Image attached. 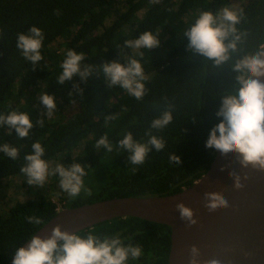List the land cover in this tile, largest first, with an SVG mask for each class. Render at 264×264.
Instances as JSON below:
<instances>
[{
	"label": "trees",
	"instance_id": "trees-1",
	"mask_svg": "<svg viewBox=\"0 0 264 264\" xmlns=\"http://www.w3.org/2000/svg\"><path fill=\"white\" fill-rule=\"evenodd\" d=\"M170 0V194L192 185L210 167L215 149L206 148L210 129L219 122L216 116L223 95L236 88L232 69L244 55L253 54L264 43V0ZM118 7L113 10L114 4ZM243 9L236 25L241 41L236 52L223 65L194 55L186 49L183 35L201 11L216 13L223 6ZM31 26L40 28L44 41L40 49L43 59L37 64L26 60L16 47L18 33ZM158 35L159 46L144 51L140 60L147 89L137 100L119 86L109 88L100 68L105 62L124 64L131 49L123 42L137 38L144 31ZM227 43V41H226ZM68 50L84 54L81 67L93 65L87 82L79 77L58 83L62 62ZM81 91H77L73 85ZM55 96L52 115L41 104L40 95ZM169 106V0H0V114L16 110L27 113L33 128L21 139L7 126H0V145L8 143L19 149L16 160L0 152V184L6 178L22 174L24 156L39 141L45 148L43 159L49 161L63 155L62 165L78 162L85 167V187L70 199L59 186L15 200L7 214L0 216V264H8L15 250L50 220L58 208L75 207L115 197H151L169 195V125L151 129V121ZM114 119L105 121L106 116ZM42 120L43 125L37 121ZM163 137L165 147L154 148L141 165L131 164L129 155L116 145L125 133L146 143L149 136ZM107 135L113 143L111 152L95 148L96 141ZM36 215L44 222L29 223ZM119 234L125 244H139L140 258L128 264H167L169 226L135 216L115 217L76 233L84 236ZM171 233V230H170ZM125 238H130L125 239ZM171 242V239H170Z\"/></svg>",
	"mask_w": 264,
	"mask_h": 264
},
{
	"label": "clouds",
	"instance_id": "clouds-1",
	"mask_svg": "<svg viewBox=\"0 0 264 264\" xmlns=\"http://www.w3.org/2000/svg\"><path fill=\"white\" fill-rule=\"evenodd\" d=\"M242 18V8L228 5L216 13L201 11L194 23L183 33L188 39L186 49L194 55L211 60L216 67L223 65L230 59V55L236 52L237 44L241 41L236 25ZM44 38L40 28L31 26L27 33H18L16 47L26 60L37 64L43 59L40 49ZM158 46V35L147 30L135 39L125 40L123 47L131 49L133 55H129L124 64L111 61L100 65L105 84L109 88L119 86L135 99H143L147 92L144 83L146 76L140 60L134 57L142 59L144 57L142 50H151ZM83 60V53L68 50L61 65L62 73L58 83L63 85L66 81H72L73 77H79L81 81L87 82L93 75L94 66L90 64L81 67ZM231 67L238 74L236 88L234 92L222 96L221 105L216 112V116L222 119L210 129L205 147L219 151L221 156L230 152L237 154L241 168L251 167L264 171V82L260 79L264 77V51L258 48L255 53L244 55ZM73 87L82 92L77 85L74 84ZM40 101L47 110V115H52L56 108L55 96L44 92L40 95ZM114 118L108 115L105 121ZM172 119V109L168 106L151 121L150 130H162ZM37 124L42 126L43 121L38 120ZM0 126H7L9 135L14 130L15 135L21 139L27 138L33 128L28 114L16 110L7 115L0 114ZM145 135L149 136V139L146 143H140L133 139L131 132H127L116 145L118 149L129 154L127 159L133 165L143 164L153 148L161 151L165 147L163 137L152 135L150 131ZM101 147L112 151L113 143L109 141L107 135H102L96 141L95 148ZM31 148L32 152L24 156L25 163L20 168L29 186L44 187L50 176L58 175L59 186L70 199L78 197L82 190L86 195H91L84 185L86 166L78 162L67 166L55 163L53 166L42 158L45 148L39 141L33 142ZM0 152L12 160L19 156V149L8 143L0 145ZM169 159L175 161L177 165L180 162L175 154ZM229 176L234 189L243 187L239 175L230 172ZM204 201V206L209 212L228 207V202L221 192H205ZM176 208L180 218L186 221L188 226L197 223L189 207L178 203ZM26 219L36 225L44 223L36 215L28 216ZM190 252V264H197L198 249L192 246ZM142 254L143 250L139 244L133 245L131 242L125 244L119 234L101 236L89 231L81 236L78 233L61 231L60 225H56L51 229L50 235L43 238L33 235L26 247H18L12 257V264H128L129 259L135 261ZM206 264H218V261L213 259Z\"/></svg>",
	"mask_w": 264,
	"mask_h": 264
},
{
	"label": "water",
	"instance_id": "water-1",
	"mask_svg": "<svg viewBox=\"0 0 264 264\" xmlns=\"http://www.w3.org/2000/svg\"><path fill=\"white\" fill-rule=\"evenodd\" d=\"M261 50L264 51V43ZM260 79L264 82V77ZM230 172L241 177V189L233 188ZM205 192H221L228 207L209 212L204 206ZM178 203L193 211L195 225L188 226L180 218ZM126 216L169 226V195L115 197L61 208L33 235L42 238L50 235L56 225H60L61 231L76 233L99 222ZM170 230V264H190L192 246L199 251L197 264L213 259L218 264H264V171L241 168L237 154L221 156L216 151L209 169L198 180L170 194ZM31 237L20 247H26ZM12 257L8 264H12Z\"/></svg>",
	"mask_w": 264,
	"mask_h": 264
},
{
	"label": "rangeland",
	"instance_id": "rangeland-1",
	"mask_svg": "<svg viewBox=\"0 0 264 264\" xmlns=\"http://www.w3.org/2000/svg\"><path fill=\"white\" fill-rule=\"evenodd\" d=\"M240 0H236L235 6L239 4ZM118 7L114 4L113 10ZM63 155H58L57 158L49 160L50 163H62ZM56 188L55 176H50L46 181L44 187L29 186L26 182V177L23 174H18L6 178L0 184V216L7 214L8 205L15 200L26 198L27 196L36 195L37 193L47 192ZM11 205V204H10ZM58 209H61L59 207Z\"/></svg>",
	"mask_w": 264,
	"mask_h": 264
}]
</instances>
